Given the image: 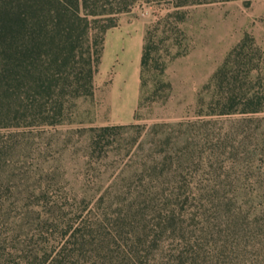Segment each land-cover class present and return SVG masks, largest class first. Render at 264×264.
<instances>
[{"label":"rangeland","instance_id":"1","mask_svg":"<svg viewBox=\"0 0 264 264\" xmlns=\"http://www.w3.org/2000/svg\"><path fill=\"white\" fill-rule=\"evenodd\" d=\"M246 2L177 8L175 0H140L121 13L106 32L103 54L109 33L142 30L150 44L146 84L140 71L136 100L124 105L112 94L114 67L105 72L102 55L94 93L67 101L61 123L18 129L7 167L15 185L7 204L16 220L36 221L38 213L29 211L35 203L47 210L69 197L78 204L104 195L115 228L141 231L148 240L141 247L151 248L149 264L172 257L173 264H230L233 246L255 234L251 216L264 203V110L210 114L216 88L209 84L251 33L263 52L252 76L264 90V0ZM172 12L178 14L166 19ZM132 63L122 71L130 82ZM104 126L115 129L93 146L91 129Z\"/></svg>","mask_w":264,"mask_h":264},{"label":"trees","instance_id":"2","mask_svg":"<svg viewBox=\"0 0 264 264\" xmlns=\"http://www.w3.org/2000/svg\"><path fill=\"white\" fill-rule=\"evenodd\" d=\"M138 1L0 0V127H7L6 132L0 131V264L150 263L151 248L141 247L148 240L142 238L140 230L138 234L137 230L115 228L106 217L104 195L97 199L85 196L78 204L70 203L69 197L64 206L52 203L47 210L35 203L29 211L38 213L36 221L20 223L7 204V192H14L15 186L8 177V150L17 147L18 129L59 124L67 101L94 93L106 32ZM213 1L218 0H175V6ZM175 14L178 12L165 18ZM151 34L148 29V40ZM262 58L255 37L246 33L213 75L209 85L215 86L216 94L210 114L264 110L263 84L252 76ZM149 61L147 43L141 65L143 86ZM258 121L263 123L264 119ZM113 129L115 126L92 128V145L101 144ZM46 193L49 191L42 199ZM250 224L256 232L233 246L230 264H264V203L251 216ZM168 261L173 264L175 259Z\"/></svg>","mask_w":264,"mask_h":264},{"label":"crops","instance_id":"3","mask_svg":"<svg viewBox=\"0 0 264 264\" xmlns=\"http://www.w3.org/2000/svg\"><path fill=\"white\" fill-rule=\"evenodd\" d=\"M145 34L139 28L126 27L123 31L111 32L107 35V42L103 54V70L109 71L114 67L115 83L112 89L114 97L123 100L124 105H133L137 97L138 83L144 51ZM135 71L133 81L129 75L123 74V66L132 65Z\"/></svg>","mask_w":264,"mask_h":264}]
</instances>
